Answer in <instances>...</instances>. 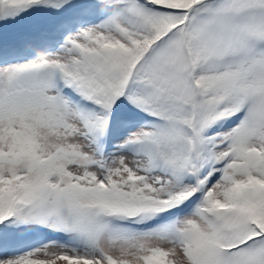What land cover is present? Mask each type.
I'll return each mask as SVG.
<instances>
[{
    "label": "snow or ice",
    "instance_id": "1",
    "mask_svg": "<svg viewBox=\"0 0 264 264\" xmlns=\"http://www.w3.org/2000/svg\"><path fill=\"white\" fill-rule=\"evenodd\" d=\"M0 264H264V0H0Z\"/></svg>",
    "mask_w": 264,
    "mask_h": 264
}]
</instances>
